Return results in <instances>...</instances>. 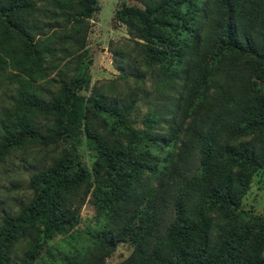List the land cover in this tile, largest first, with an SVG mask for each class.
Masks as SVG:
<instances>
[{
  "label": "trees",
  "instance_id": "trees-1",
  "mask_svg": "<svg viewBox=\"0 0 264 264\" xmlns=\"http://www.w3.org/2000/svg\"><path fill=\"white\" fill-rule=\"evenodd\" d=\"M142 2L143 10L122 7L114 19L133 35L145 67L162 68L168 89L175 87L163 108L169 128L160 140L149 135L147 149L136 151L131 145L141 140L129 118L136 101L117 105L79 95L88 87L82 71L60 82L47 102L19 98L17 111L50 125L42 131L19 123L0 137V160L25 144L54 147L80 137L92 142L93 156L86 167L63 154L29 175L30 200L0 219V264H12L20 240L28 248L19 264L53 261L47 245L77 226L72 202L78 192L82 202L86 196L93 202L97 216L104 217L107 208L109 221L89 237L96 242L93 253L64 255L61 261L101 264L99 252L111 251L127 235L152 180L153 225L162 212L171 216L163 233L151 226L138 233L120 264H264V218L239 208L251 175L264 165V0ZM95 4L65 0L60 10L79 25ZM35 12L33 0H0V72L11 67L30 76L40 69L42 52L25 20ZM169 144L172 151L163 159L153 155ZM189 148L196 154L194 167L187 162Z\"/></svg>",
  "mask_w": 264,
  "mask_h": 264
},
{
  "label": "rangeland",
  "instance_id": "rangeland-1",
  "mask_svg": "<svg viewBox=\"0 0 264 264\" xmlns=\"http://www.w3.org/2000/svg\"><path fill=\"white\" fill-rule=\"evenodd\" d=\"M33 1L36 12L25 20L33 28L35 40L42 52L40 69L33 71L30 76L14 71L11 67L0 72V137L13 133L19 123H32L46 131L49 121L17 111L16 102L21 97H34L47 102L56 96L60 82L82 71L88 78V87L87 90H80L79 95H98L117 105H123L130 99L136 101L129 118L133 122L131 127L136 139L141 142L132 144L131 147L136 151L146 150L149 135L160 140L161 135L169 128V114L163 112V108L168 106L165 104L166 96L176 94L175 87L168 89L167 83L160 77L162 68L145 67L138 52L139 46L134 44L133 35L125 25L114 19V13L122 7L143 10L142 0H95V10L91 17L83 19L79 25H72V16L60 10L65 0ZM136 139L132 142L139 141ZM171 145H159L153 155L157 159H163L172 151ZM177 146L178 143L173 148L174 151ZM91 147L92 142L80 137L54 147L25 144L20 149L10 151L0 160V219L5 215H14L19 205L30 200L27 182L31 173L43 169L63 154L75 157L88 167L93 156ZM189 150L191 153L187 162L194 167L196 154L192 148ZM156 184L157 180L150 181L142 192L127 235L115 243L111 251H97L103 258L101 264H120L126 260L138 239L136 235L148 226L156 232H164L171 213L168 210L162 212L153 225ZM81 194L82 192H78L77 200L72 202L73 206H78L77 226L66 236L54 237L48 243L47 246L52 249L55 257L53 261L42 258L36 264H64L61 261L64 255L72 257L75 253H93L96 242L89 237L94 232L104 231L102 225L109 221V210L104 209V217L97 216L96 206L88 196L82 202ZM239 208L247 215L264 218V165L251 175ZM214 221L220 219L216 218ZM112 224L117 227L116 222ZM27 248L25 240L17 242L13 248L12 264H19L21 254Z\"/></svg>",
  "mask_w": 264,
  "mask_h": 264
}]
</instances>
